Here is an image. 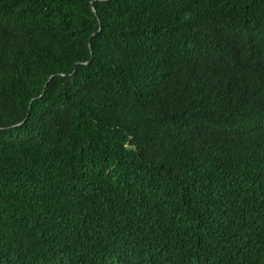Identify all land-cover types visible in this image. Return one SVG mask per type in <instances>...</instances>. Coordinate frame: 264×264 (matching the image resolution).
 Masks as SVG:
<instances>
[{
	"label": "trees",
	"instance_id": "obj_1",
	"mask_svg": "<svg viewBox=\"0 0 264 264\" xmlns=\"http://www.w3.org/2000/svg\"><path fill=\"white\" fill-rule=\"evenodd\" d=\"M0 264H264V0H0Z\"/></svg>",
	"mask_w": 264,
	"mask_h": 264
},
{
	"label": "water",
	"instance_id": "obj_2",
	"mask_svg": "<svg viewBox=\"0 0 264 264\" xmlns=\"http://www.w3.org/2000/svg\"><path fill=\"white\" fill-rule=\"evenodd\" d=\"M93 11L96 12V9L93 7Z\"/></svg>",
	"mask_w": 264,
	"mask_h": 264
}]
</instances>
